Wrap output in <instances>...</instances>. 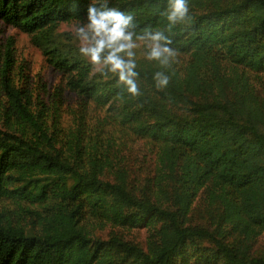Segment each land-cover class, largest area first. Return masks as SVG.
Segmentation results:
<instances>
[{
    "label": "trees",
    "instance_id": "trees-1",
    "mask_svg": "<svg viewBox=\"0 0 264 264\" xmlns=\"http://www.w3.org/2000/svg\"><path fill=\"white\" fill-rule=\"evenodd\" d=\"M90 2L0 0L64 79L16 83L0 45V264H264V0H189L135 97L57 35ZM109 5L166 25L167 0Z\"/></svg>",
    "mask_w": 264,
    "mask_h": 264
},
{
    "label": "clouds",
    "instance_id": "clouds-1",
    "mask_svg": "<svg viewBox=\"0 0 264 264\" xmlns=\"http://www.w3.org/2000/svg\"><path fill=\"white\" fill-rule=\"evenodd\" d=\"M160 15L166 20L164 27L139 28L133 14L111 7L109 0L99 4L90 2L86 22L76 25L74 30L80 41L79 52L101 75L114 77L129 95L139 96L135 50L144 47L148 61L156 62L162 68L170 66L177 50L168 33L191 19L189 0H167ZM153 79L156 87L161 89L170 82L164 71H156Z\"/></svg>",
    "mask_w": 264,
    "mask_h": 264
},
{
    "label": "rangeland",
    "instance_id": "rangeland-1",
    "mask_svg": "<svg viewBox=\"0 0 264 264\" xmlns=\"http://www.w3.org/2000/svg\"><path fill=\"white\" fill-rule=\"evenodd\" d=\"M78 25V24H77ZM76 25L74 24H61L57 29V35L62 36L65 42H70V38H74L77 44L80 45V41L74 34ZM0 45L3 47L4 53L8 51L6 48H14V60L13 64V79L16 83L24 85L22 79V69L25 67L24 72L27 76V85L33 88L38 82L41 85L54 89L61 81L63 77L49 66L45 61L39 48L36 46L33 38L25 34L18 29L12 28L10 25L4 24L0 21ZM5 49V50H4ZM136 57H142L146 53L144 47H140L135 50ZM5 62V55L0 57V66Z\"/></svg>",
    "mask_w": 264,
    "mask_h": 264
}]
</instances>
